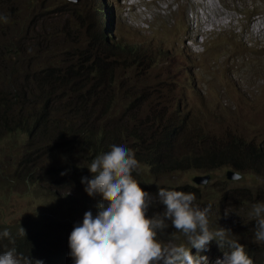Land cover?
Masks as SVG:
<instances>
[{"label": "rangeland", "instance_id": "rangeland-1", "mask_svg": "<svg viewBox=\"0 0 264 264\" xmlns=\"http://www.w3.org/2000/svg\"><path fill=\"white\" fill-rule=\"evenodd\" d=\"M104 27L112 36L110 43L128 44L138 52L106 57L93 40L96 30ZM95 59L107 61L104 64L116 60L112 77L103 80L112 82L117 91L113 108L97 107L91 112V119L98 118L100 126L117 131V126L132 120L139 131L149 134L148 120L153 115L174 117L179 111L198 134L210 140L228 141L237 135L264 145V0H0V97L12 99L17 93L14 114L26 104L38 108L39 115L49 98V105L59 109L57 117L66 118L65 98L59 92L48 97L53 88L42 78L43 70L65 71L81 61L93 69ZM136 95H141L139 105L126 98ZM4 105L0 113L11 116L12 107ZM39 136L0 119V233L11 228L19 233L23 227L44 238L38 227L46 214L70 210L64 199L54 196L66 192L49 189L40 182L51 178L37 175L45 169L61 172L73 152H52L53 142ZM183 147L196 146L186 141ZM153 181L198 188L196 193L191 191L194 203L201 208L211 205V230L231 229V238L261 250L253 264H264V243L254 242L251 215L254 203H264V175L222 164L207 170L167 171ZM152 197L147 215L162 216L165 206ZM166 223L169 228L157 239L166 246L190 248L186 237L170 221ZM41 242L44 249L53 248L46 239ZM5 245L6 238H0V252ZM190 251L196 255L195 248ZM223 251L229 250L210 243L200 255L215 264Z\"/></svg>", "mask_w": 264, "mask_h": 264}, {"label": "trees", "instance_id": "trees-1", "mask_svg": "<svg viewBox=\"0 0 264 264\" xmlns=\"http://www.w3.org/2000/svg\"><path fill=\"white\" fill-rule=\"evenodd\" d=\"M107 30V27L96 30L93 39L94 43L105 52L106 57L108 54L109 57H113L120 52L131 54L138 52L134 46L128 44L115 41L110 43L109 39L112 36L107 34ZM114 61L116 60H110V63L104 64L107 61L99 63L95 59L93 63H97V66L93 69L89 68L92 65L84 67L81 61L78 66L70 67L65 71L56 68L43 70L42 78L53 88L49 91L48 97L59 92L65 98L63 107L68 110V113L63 120L57 117L60 115L58 107L53 109L55 106L49 105V98L38 115V108L30 109L26 104L14 114L12 106L19 102L17 93L12 95V99L0 97L2 102L0 108L3 102L4 108L12 107L11 116L0 113V119L10 120L15 129L21 132H27L30 135L40 133L39 138L50 139L53 142L50 146L52 152H73L71 158L66 160L61 172L56 173L52 169H45L37 175L46 180L51 178L50 181L40 182L47 183L49 189L54 188L57 191L62 189L66 192L62 196L60 193L54 196L57 199L61 198L60 200L64 199L65 203L70 205V210L60 208L53 214H46L42 225L38 227L44 233V238L43 234L35 233L27 228H25V236L12 231V228L7 229L15 242L11 243L9 238H6V249L15 247L24 257L34 258L38 251L43 250L41 239H46L58 250L70 253L68 237L73 227L82 223L80 216L86 211L97 212V205L101 201L98 194L89 196L84 191L85 186L81 183V178L86 176L91 178V173L86 166L96 155L109 151V146L112 144L123 145L134 151L139 167L133 172V176L136 175L138 180H143L138 181L142 189L156 197L158 187L198 192V188L192 185L172 186L152 182L167 171L207 170L227 164L239 172L264 175L263 144L257 145L237 135L231 136L228 141L217 137L210 140L206 134H198L187 116L178 113L179 111L175 112L174 117L153 115L152 120H148L149 128H151L149 134L145 130L139 131L138 125L132 120H127L124 126H117V131L106 129L105 124L100 126L98 118L92 120L91 112L95 108L101 107L104 111L113 108V98L117 91H114L112 82L105 83L103 80L107 78V75L112 77ZM105 88L112 89L107 91ZM126 98L131 104L133 102L139 105L141 95L126 96ZM22 102L25 101L22 100ZM47 124L52 128L48 129ZM186 141L194 143L196 147L190 150L184 149L183 143ZM61 173L65 174L61 175ZM149 178L152 180L150 181ZM35 182L39 183V180ZM72 205L75 207H71ZM254 225L255 220H253ZM252 230L254 231V228ZM210 243L215 244L216 241L213 240ZM245 251L255 261L257 253L261 250L251 245L245 247Z\"/></svg>", "mask_w": 264, "mask_h": 264}, {"label": "clouds", "instance_id": "clouds-1", "mask_svg": "<svg viewBox=\"0 0 264 264\" xmlns=\"http://www.w3.org/2000/svg\"><path fill=\"white\" fill-rule=\"evenodd\" d=\"M109 148L86 166L91 178H81L84 191L89 196L98 194L101 201L95 215L86 211L82 223L73 227L68 237L70 253L58 250L47 240L53 248L44 249L42 245L43 250L37 252L41 256L37 258L24 257L15 247L4 248L0 264H209L208 257L200 253L213 240L220 249L229 250L223 251V258H217L215 264H253L245 246L230 237L231 229L211 230L208 218L211 205L203 208L196 205L192 192L158 187L159 203L165 206L163 215H147L153 197L133 176L139 167L134 151L116 144ZM251 215L255 220L254 242L264 243V203H254ZM166 221L186 237L190 248L183 244L166 246L157 239L169 228ZM19 234L26 235L23 227L19 228ZM0 238L15 242L7 229L0 233ZM191 248L196 249V255Z\"/></svg>", "mask_w": 264, "mask_h": 264}, {"label": "water", "instance_id": "water-1", "mask_svg": "<svg viewBox=\"0 0 264 264\" xmlns=\"http://www.w3.org/2000/svg\"><path fill=\"white\" fill-rule=\"evenodd\" d=\"M76 1H79V0H76Z\"/></svg>", "mask_w": 264, "mask_h": 264}]
</instances>
